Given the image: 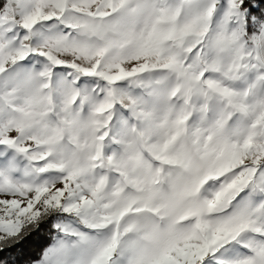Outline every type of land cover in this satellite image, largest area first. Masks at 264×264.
<instances>
[{
	"label": "snow or ice",
	"instance_id": "6c2138e0",
	"mask_svg": "<svg viewBox=\"0 0 264 264\" xmlns=\"http://www.w3.org/2000/svg\"><path fill=\"white\" fill-rule=\"evenodd\" d=\"M0 264H264V0H0Z\"/></svg>",
	"mask_w": 264,
	"mask_h": 264
}]
</instances>
